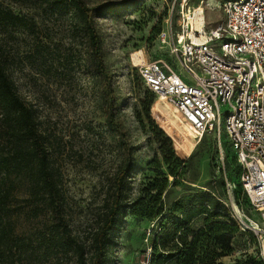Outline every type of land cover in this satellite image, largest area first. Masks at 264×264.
Wrapping results in <instances>:
<instances>
[{
  "label": "rangeland",
  "instance_id": "1",
  "mask_svg": "<svg viewBox=\"0 0 264 264\" xmlns=\"http://www.w3.org/2000/svg\"><path fill=\"white\" fill-rule=\"evenodd\" d=\"M83 1L96 9L94 25L107 77L98 71L86 36L70 12L53 13L48 0H0L35 24V34L19 30L7 43L16 57L11 76L20 95L57 138L55 156L63 172L74 230L81 231L93 221L112 176L126 159L131 162L127 175L130 198L154 184L156 170L166 175L167 186L161 195L164 212L152 219L125 212L105 255V264H146L155 254L152 229L160 218L164 224L160 238L166 232L173 234L172 223L177 221L169 212L173 202L189 208L202 196L228 200L234 193L229 195L226 190L212 134L198 140V133L155 97L146 106L149 94L139 75L141 62H134L132 55L141 51L145 62L168 61L190 83V76L169 49L180 29L181 11L202 4L204 27L209 30L221 22L219 5L224 0ZM225 110L222 106V119ZM154 127L171 140V149L180 160L174 176L163 162ZM220 142L227 158V178L237 185L234 151L224 131ZM245 214L264 231V221L255 212ZM187 218L191 228L202 227L204 215L195 209L177 219L185 224ZM29 226L32 223H23L21 230ZM230 247L232 251L220 258L223 264H244L248 259L264 264V233L258 237L237 229Z\"/></svg>",
  "mask_w": 264,
  "mask_h": 264
},
{
  "label": "trees",
  "instance_id": "2",
  "mask_svg": "<svg viewBox=\"0 0 264 264\" xmlns=\"http://www.w3.org/2000/svg\"><path fill=\"white\" fill-rule=\"evenodd\" d=\"M48 3L55 14H72L86 36L98 71L107 77L101 40L94 25L96 9L83 0ZM19 30L33 35L35 24L0 2V264H105L113 233L119 231L125 212L146 219L164 212L161 195L167 186L166 175L156 170L154 184L130 198L127 175L131 162L126 159L112 176L93 221L81 231L74 230L63 172L55 156L57 138L43 126L37 111L20 95L11 76L16 57L7 43ZM145 90L149 94L148 107L155 96ZM153 130L167 171L174 176L180 160L171 149V140L157 127ZM235 166L239 176L240 167L236 162ZM234 191V202L247 210L248 202L239 183ZM213 197L202 196L189 208L173 202L169 210L177 220L172 223L173 234L166 232L160 238L164 226L160 218L152 229L151 248L155 254L152 262L147 260L146 264H223L220 258L232 251V235L241 229L231 215L230 198ZM194 209L204 215L199 229L187 225L189 218L185 224L178 220ZM23 223L32 226L21 230ZM244 264L255 262L248 259Z\"/></svg>",
  "mask_w": 264,
  "mask_h": 264
},
{
  "label": "built area",
  "instance_id": "3",
  "mask_svg": "<svg viewBox=\"0 0 264 264\" xmlns=\"http://www.w3.org/2000/svg\"><path fill=\"white\" fill-rule=\"evenodd\" d=\"M219 8L221 22L202 32L181 11L180 29L169 49L190 83L163 60L140 63L139 75L155 98L198 133V140L205 134L215 137L224 174L227 158L220 139L225 132L248 202L246 210L230 198L231 215L241 230L260 237L264 231L245 213L255 212L264 221V0H224ZM225 186L229 195L236 189L227 178Z\"/></svg>",
  "mask_w": 264,
  "mask_h": 264
},
{
  "label": "bare ground",
  "instance_id": "4",
  "mask_svg": "<svg viewBox=\"0 0 264 264\" xmlns=\"http://www.w3.org/2000/svg\"><path fill=\"white\" fill-rule=\"evenodd\" d=\"M188 11V15L192 23V28H195L196 30L202 32L204 27V13L202 8L200 6H196V8H189ZM193 40H195V37H193ZM132 56L134 62H136L137 64L138 62H145V56L141 51L134 53ZM158 100L164 102V100L161 98ZM262 257H264V253H262Z\"/></svg>",
  "mask_w": 264,
  "mask_h": 264
}]
</instances>
